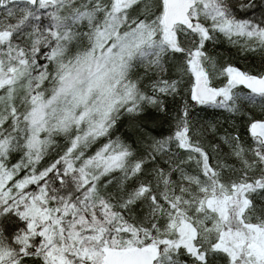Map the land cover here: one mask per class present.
Returning a JSON list of instances; mask_svg holds the SVG:
<instances>
[{
    "label": "snow or ice",
    "instance_id": "snow-or-ice-1",
    "mask_svg": "<svg viewBox=\"0 0 264 264\" xmlns=\"http://www.w3.org/2000/svg\"><path fill=\"white\" fill-rule=\"evenodd\" d=\"M0 264H264V0H0Z\"/></svg>",
    "mask_w": 264,
    "mask_h": 264
},
{
    "label": "trees",
    "instance_id": "trees-1",
    "mask_svg": "<svg viewBox=\"0 0 264 264\" xmlns=\"http://www.w3.org/2000/svg\"><path fill=\"white\" fill-rule=\"evenodd\" d=\"M221 47L224 48V47H227V46L226 45H222Z\"/></svg>",
    "mask_w": 264,
    "mask_h": 264
}]
</instances>
